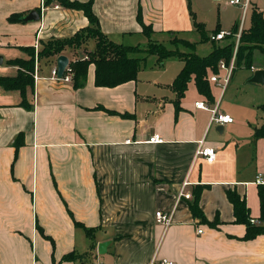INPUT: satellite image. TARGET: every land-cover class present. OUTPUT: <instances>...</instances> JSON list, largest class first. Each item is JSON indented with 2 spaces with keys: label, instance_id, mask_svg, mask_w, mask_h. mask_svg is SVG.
I'll use <instances>...</instances> for the list:
<instances>
[{
  "label": "crops",
  "instance_id": "obj_1",
  "mask_svg": "<svg viewBox=\"0 0 264 264\" xmlns=\"http://www.w3.org/2000/svg\"><path fill=\"white\" fill-rule=\"evenodd\" d=\"M192 3L94 0L93 10L110 39L139 45L132 41L157 34L185 39L180 35L197 22ZM232 5H242L244 17L254 8L264 13L259 1ZM32 11L39 18L29 20ZM14 15L20 18L12 20ZM139 15L152 27L151 37ZM89 25L83 10L60 2L0 0V76L18 74L19 66L10 61L29 58L25 47L38 52L47 41ZM244 29L242 23L238 32ZM83 49L94 50L95 40L68 50L69 61L82 57ZM167 59L156 60L160 68L151 66L147 77L142 66L136 80L114 87L97 86L91 65L79 88L52 78L57 58L37 59L34 85L26 91L31 108L22 104L20 90L0 86V264H264V234L244 238L247 227L236 222L227 194L245 197L252 219L260 221L264 137L257 138L255 131L264 115L254 125L246 116L236 119L221 110L237 69H246L257 89L247 104L239 102L242 110H262L264 84L249 79L264 69V62L257 63L264 53L255 51L251 69L235 67L225 87L211 74L212 101L199 93L194 80L179 98L172 84L184 61L164 70ZM218 74L224 77L226 71L219 68ZM214 87L220 89L217 99ZM197 101L210 109L197 108ZM216 107L234 121L214 122L211 109ZM156 133L162 142L149 141ZM18 138L22 144L17 146ZM201 146L216 149L213 163L198 154ZM200 187V207L209 221L218 219L217 226L193 216L189 201ZM158 210L172 213L169 225L157 221ZM107 241V251L99 253V244ZM86 252L85 261L63 260Z\"/></svg>",
  "mask_w": 264,
  "mask_h": 264
},
{
  "label": "trees",
  "instance_id": "obj_2",
  "mask_svg": "<svg viewBox=\"0 0 264 264\" xmlns=\"http://www.w3.org/2000/svg\"><path fill=\"white\" fill-rule=\"evenodd\" d=\"M53 1L60 2L70 8L83 10L90 20V25L79 30L70 37L56 38L47 41L38 52H36L34 47H25L24 50L29 53V58L10 61L11 64L19 66L18 74L14 77L0 76V86L8 90H20L24 97L22 104L26 108H31L30 104L26 102V91L29 86L32 87L34 85L36 60L52 59L62 54H69L67 53L68 50H78L90 40H95V49L92 51L83 49L86 56L77 57L73 60L71 59L66 71V73L72 74V81L76 88L82 87L85 84L91 65L95 66V84L97 86L114 87L131 80H136L141 67L146 64L147 56L138 57L133 56V54L144 52L147 55H156L160 64L169 57L177 56L182 58L184 66L172 84L179 98L185 95L189 83L194 80L199 93L205 95L212 101L213 95L211 92L210 75L219 72V63L221 61L230 64L234 56L235 42L219 46L213 41V50L206 56H201L196 52H183L179 49H170L163 43L153 40H149L148 46L145 48L140 45L117 43L110 39L100 29L99 18L93 10L94 0H89L88 2L47 0V3ZM192 14L195 17L193 11ZM19 18L20 17L17 15L11 17L12 20H17ZM139 20L143 25V32L148 35V37H151L153 31L152 27L150 25H145L140 15ZM195 28L200 32L202 41L210 39L208 31L203 23L195 21ZM235 28L237 29V27ZM218 32H220V30L215 31V33ZM172 42L195 49L194 43L183 38L174 37ZM258 49L264 53V13L258 8H254L251 14V26L241 32L239 45L236 51L235 67L251 69L254 66L255 51ZM260 107L264 111V104ZM255 136L257 138L264 137V124L256 128ZM15 144L17 146L22 144L20 138L16 140ZM201 191V187L194 190L192 198L189 201L193 216L200 219L202 222L217 226L219 223L218 219L209 221L200 207ZM227 194L229 200L233 204L236 222L243 223L247 227L244 238L253 239L258 235L264 234V186H259L261 223H253L245 197H241L238 193L231 190H229ZM86 231L88 235H93L92 229H86ZM88 254L89 252L82 255L70 253L65 255L63 260L73 261L80 259L81 261H85Z\"/></svg>",
  "mask_w": 264,
  "mask_h": 264
},
{
  "label": "rangeland",
  "instance_id": "obj_3",
  "mask_svg": "<svg viewBox=\"0 0 264 264\" xmlns=\"http://www.w3.org/2000/svg\"><path fill=\"white\" fill-rule=\"evenodd\" d=\"M231 0H194V3H192L193 11H195L196 14V20L199 23H203L205 25V28L208 30V36L211 37L215 31L217 30H224V31H233V33H237L240 30V27L243 23L245 28H249L251 26V13L252 9L249 10L247 17H244V10L242 5H232L230 3ZM264 5V0H253V2H257ZM254 4V3H253ZM236 25H238L237 29L235 28ZM236 29V31H235ZM180 36H184L185 39L189 40L190 42L195 44V49H191L189 47H186L183 44H174L172 42L171 33H168L167 35L164 34H157L155 37L153 35L152 40L156 42H161L165 46H167L170 49H179L180 51L185 52H196L197 54L201 56H206L212 52L213 49V41L211 39L207 41H202L201 34L196 28H191L187 33L181 34ZM236 36L228 37L221 41H215V43L219 46H224L231 42H236ZM144 40H138V41H132V44H139L141 47H147L148 41ZM126 44V43H125ZM87 49V48H86ZM262 52V51H261ZM260 54V53H259ZM79 56H86V53L84 51H79ZM133 56L138 57H144L147 56L146 64L142 67V73H146L145 77L147 75H150L152 68L151 66L155 65L157 56L153 54L147 55L144 52L141 53H135ZM263 59H259L257 62L258 64L263 63ZM183 61L180 60L177 57H170L166 60L164 63V66H162V69H171V67L176 65H182ZM156 66V65H155ZM160 68V66H156ZM174 69V70H175ZM237 69V67H236ZM247 71L246 69H237L235 71L234 77L231 80L225 94L223 97L221 110L222 111H228L237 119L238 116H246L248 117L251 122L255 125L257 121L260 118V115H264L262 110H258L256 108H247L245 107L244 110H242L240 103L243 105L247 104V100H252L255 97V92L257 91L255 86L253 84H250L248 82L247 78ZM193 87V85H192ZM214 96H216V99L219 97L220 89L217 87L213 88ZM258 119V120H257ZM246 123V122H245ZM248 130V128L245 126V129H242V132ZM253 223H261L260 221H255ZM85 264V263H83Z\"/></svg>",
  "mask_w": 264,
  "mask_h": 264
},
{
  "label": "built area",
  "instance_id": "obj_4",
  "mask_svg": "<svg viewBox=\"0 0 264 264\" xmlns=\"http://www.w3.org/2000/svg\"><path fill=\"white\" fill-rule=\"evenodd\" d=\"M231 4H240L241 3V0H231L230 1ZM245 5L247 6L248 5V2L245 3ZM241 32H238V33H233L232 31H224V30H221L220 32L218 33H214L210 39L212 41H221L225 38H228L230 36H236V45H235V51H234V56L230 62V64H227L225 61H221L219 63V68L222 69V70H225L226 71V75L224 77H220L218 73L216 74H213L211 76V80L214 81V82H217L219 84H222L224 87L226 86L227 82L229 81V79L231 78L232 74H233V71L235 69V58H236V51H237V48H238V45H239V41H240V37H241ZM68 69V68H67ZM52 78L53 79H63V80H66V81H72V74L70 73H65L64 77L63 78H59L58 77V70H57V67H55L52 71ZM195 105L197 108H202V109H210L209 106L204 102V101H197L195 102ZM212 111V120L218 124H226V123H232L234 121V117L230 114H227V113H222L221 111H219V109L216 107V108H213L211 109ZM150 142L152 143H160L163 141V138L161 137L160 134H154L150 137L149 139ZM198 154H201L203 155L206 160L210 163H213L215 160H216V157H217V152H216V149L214 147H211V146H204V147H200L198 149ZM258 183L262 184L264 183V180L262 179V175H259L258 176ZM183 194V192L181 193ZM187 197L190 196V194H186ZM172 213H166V212H163L162 210H158L156 211V219L159 223H162L164 225H169L172 221ZM253 222L254 219H252ZM198 233H203V229H199L198 230ZM173 264V263H171Z\"/></svg>",
  "mask_w": 264,
  "mask_h": 264
},
{
  "label": "water",
  "instance_id": "obj_5",
  "mask_svg": "<svg viewBox=\"0 0 264 264\" xmlns=\"http://www.w3.org/2000/svg\"><path fill=\"white\" fill-rule=\"evenodd\" d=\"M30 19H37L39 18V14L36 11H32L28 17ZM0 57V61H1ZM69 57L65 54L59 55L57 57V70H58V77L63 78L67 68L69 66ZM251 83H258V84H264V69H257L254 71L253 76L249 79ZM109 245V242H103L99 244V253H105L107 251V246Z\"/></svg>",
  "mask_w": 264,
  "mask_h": 264
}]
</instances>
